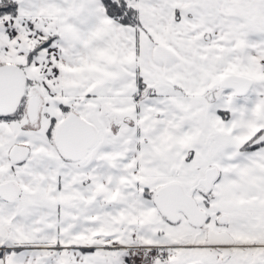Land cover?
I'll use <instances>...</instances> for the list:
<instances>
[{"label":"snow or ice","instance_id":"obj_1","mask_svg":"<svg viewBox=\"0 0 264 264\" xmlns=\"http://www.w3.org/2000/svg\"><path fill=\"white\" fill-rule=\"evenodd\" d=\"M0 264H264V0H0Z\"/></svg>","mask_w":264,"mask_h":264}]
</instances>
